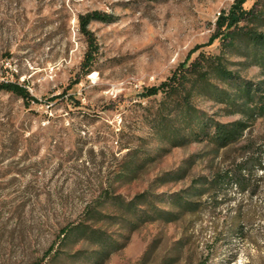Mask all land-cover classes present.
<instances>
[{"label":"rangeland","instance_id":"1","mask_svg":"<svg viewBox=\"0 0 264 264\" xmlns=\"http://www.w3.org/2000/svg\"><path fill=\"white\" fill-rule=\"evenodd\" d=\"M233 2L0 0V82L34 97L0 92V264H264V172L252 198L231 184L217 201L188 195L202 202L196 215L168 214L175 192L263 149L264 118L214 73L171 96L145 92L201 54L264 87L252 49L215 38ZM92 11L112 21L90 23L84 75L78 18ZM237 120L240 142L216 151L203 133Z\"/></svg>","mask_w":264,"mask_h":264},{"label":"trees","instance_id":"2","mask_svg":"<svg viewBox=\"0 0 264 264\" xmlns=\"http://www.w3.org/2000/svg\"><path fill=\"white\" fill-rule=\"evenodd\" d=\"M244 1L234 0L227 12H221L219 14L215 23V38H219L223 46L235 48L239 44H245L247 48L252 49L254 58L258 59L264 66V31L256 27L246 28L240 25L241 22L264 25V0H256L248 10L243 8ZM78 20L79 31L85 36L88 46L81 63L83 74L87 75L91 72L96 52L93 33L88 27L93 21L111 22L112 18L105 13L92 11L80 15ZM208 59L204 54H201L190 63L189 67L185 65L180 66L177 71L158 86L147 88L145 90L146 95L151 96L158 92H163L165 95L168 94L171 96L186 90L185 85L189 76L195 75V83L203 84L207 81L208 74L214 73L221 79L235 85L238 93L237 97L243 101L242 106H244L246 111L251 113V117L259 116L264 118V87L261 86L262 83L253 84L241 80L220 61H213L210 58L211 60L208 62ZM205 62L206 65L204 64ZM197 85L192 84L190 90H187L188 93L195 89ZM0 92L12 93L25 101L34 100V97L29 94L27 88L16 82L1 81ZM247 127L248 125L242 120L224 123L214 122L212 124L213 129L210 132H204L203 135L215 147L216 151H218L239 143ZM258 171L264 172V148L259 151L251 148V150L245 152L239 161L230 165V168L223 172H214L210 177L205 178L200 186L201 190L196 185H190L186 189L175 192L172 195V201L177 210L168 213L171 215V220L179 219L181 215L187 213L196 215L203 210L200 200L189 197L196 192H198L199 197L207 195L210 199L217 201L216 198L219 195V191L233 184L238 189V193H247L248 197L252 198L257 193L259 178H256V174ZM217 204L218 202L214 203V206H217ZM132 205L133 203L129 201L124 207L130 210V206ZM133 211L136 213L137 209ZM163 214L161 212L160 217ZM241 218V211L239 209L235 217V222L239 224ZM74 228L77 229L78 225ZM237 231L239 235H243V227L237 228Z\"/></svg>","mask_w":264,"mask_h":264}]
</instances>
